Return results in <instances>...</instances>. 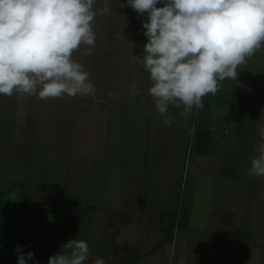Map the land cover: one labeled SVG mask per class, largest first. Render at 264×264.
Returning <instances> with one entry per match:
<instances>
[{
    "label": "crops",
    "instance_id": "0c3cea01",
    "mask_svg": "<svg viewBox=\"0 0 264 264\" xmlns=\"http://www.w3.org/2000/svg\"><path fill=\"white\" fill-rule=\"evenodd\" d=\"M123 3L112 0L109 11L96 17L92 54L85 55L83 44L73 53L96 85L95 95L47 100L0 95V264H16L17 245L34 253L28 264H47L73 238L89 243L92 256L86 264L96 257L106 264H217L208 247L198 245L196 229L183 220L173 232L170 226L161 229L165 221L152 220L158 213L122 209L120 199L123 193L128 199L133 177L147 183L150 172L161 178L166 195L172 180L180 185L179 199L184 194L191 202L207 196L211 176L230 189L240 181L238 170L233 181L222 177L233 172L221 175V169L245 168L257 155L264 133V47L239 67L235 81L225 79L215 95L203 98V109L182 116L181 109L169 106L162 117L147 93L148 74L133 59L147 42L146 14ZM105 6V0H97L94 7ZM141 127L149 158L144 162L131 155L138 151ZM126 129L132 147L128 161ZM71 200L95 204L64 208ZM137 216L146 218L140 223ZM153 224L161 235L155 243L153 230H146ZM165 230L171 231L166 232L170 240Z\"/></svg>",
    "mask_w": 264,
    "mask_h": 264
},
{
    "label": "clouds",
    "instance_id": "9594fccd",
    "mask_svg": "<svg viewBox=\"0 0 264 264\" xmlns=\"http://www.w3.org/2000/svg\"><path fill=\"white\" fill-rule=\"evenodd\" d=\"M96 2L0 0V95L41 100L95 95L96 85L73 53L82 44L88 46L85 55L93 52L94 21L109 11L112 0L103 8L94 7ZM124 6L146 14L147 42L133 59L148 74L147 93L162 117L169 106L181 109L182 116L203 109V98L215 95L225 79L235 81L239 67L264 47V0H124ZM248 172L264 177V133ZM14 251L16 264L33 259L23 246ZM91 256L89 243L73 238L47 264H86ZM91 264L106 261L96 257Z\"/></svg>",
    "mask_w": 264,
    "mask_h": 264
},
{
    "label": "rangeland",
    "instance_id": "374dc122",
    "mask_svg": "<svg viewBox=\"0 0 264 264\" xmlns=\"http://www.w3.org/2000/svg\"><path fill=\"white\" fill-rule=\"evenodd\" d=\"M140 132L141 134L143 133L142 127L137 135L140 137L138 151L136 154L135 151L131 154L132 157L136 156L137 161L145 158L144 152L146 149V143L144 144L142 141ZM122 141L124 150L128 152L125 161H128L130 160L129 149H132V147H130L127 129L126 133L124 132ZM146 159L148 160L149 158L147 157L144 160ZM151 159L154 160L153 157ZM249 168V163L245 168L242 167L241 169L222 168L221 175L226 170L233 172L230 176L228 173L226 176H222L229 177L233 181H236L235 172L238 170L240 181L233 183L230 189V185H226V183L220 184L216 178L211 176L209 179L210 192H207V196L204 199L197 197L192 202L185 200L186 196L184 194L182 199H179L180 185H176L172 180L167 185L173 186V189L166 195L163 191L165 185L159 182L161 178L157 177L153 172L148 175L147 183L140 181V177H133L134 180L129 187L131 193L128 194L129 197L126 201L125 193L122 194L119 207L122 209L125 206L127 208H137L140 213L144 212L142 214L148 212L158 213V216L152 214V220L165 221L161 229L166 228L167 230V227L170 226L172 232L173 228L178 226L183 220L182 225L196 229L194 232L197 234L198 245L202 246L200 247L202 250L206 249L204 247H208L209 252L212 253L210 257L214 256L217 264H264V177L249 175ZM121 186L126 188L128 184H126V181H122ZM183 186L185 190L189 185L185 182ZM223 186L222 190L221 187ZM225 188L228 189L226 190ZM70 202L72 204H68L69 206L64 208L70 210L71 208H82V205L86 208L85 206L89 202L93 205L95 204L93 201H89L86 204H81V201L71 200ZM188 213L191 215L186 217L185 215ZM111 217L114 216L111 215ZM137 218L140 221L146 217L137 216ZM137 227L141 229L145 225L138 224ZM155 228L156 225L153 224L152 227H148L146 230L151 232ZM166 230L164 235L166 237L170 236L166 232L171 231ZM153 232L156 237H153V243H155V239L161 235L159 230H157V233L154 230ZM140 233L138 234L141 235ZM145 233L143 231V234ZM167 239L170 240L171 238L167 237ZM215 249L216 254L213 255ZM126 253L127 249H122V255Z\"/></svg>",
    "mask_w": 264,
    "mask_h": 264
}]
</instances>
